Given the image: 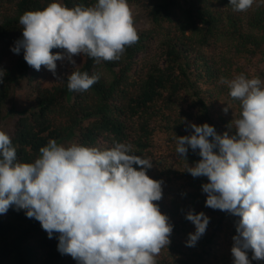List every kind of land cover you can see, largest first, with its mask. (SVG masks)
<instances>
[{"label":"trees","instance_id":"1","mask_svg":"<svg viewBox=\"0 0 264 264\" xmlns=\"http://www.w3.org/2000/svg\"><path fill=\"white\" fill-rule=\"evenodd\" d=\"M50 2L0 0V70L4 71L0 73L4 77L0 122L14 86L25 80L32 96V104L19 111L7 132L18 160L34 161L50 139L58 143L74 139L100 149L116 142L131 144L134 154L152 161L147 174L163 181L162 199L154 203L174 225L171 243L161 249L157 264H233L231 247L238 217L206 206L202 185L207 177H193L185 170L201 159L199 150L189 148L185 159L176 153V139L193 132L191 123L207 122L223 134L239 116L240 101L230 96L221 81L246 74L235 58L257 66L264 62V0H256L245 12H234L228 0H128L129 6L142 10L152 30L136 29L138 41L127 46L118 60L97 62L82 54L79 66L69 62L57 72L56 80L45 85L36 80L37 70L27 64L23 51L15 54L11 47L22 38L19 17ZM60 2L74 7L91 6L96 0ZM155 34L162 35V63L145 57ZM222 41H230L235 58L218 56L216 47ZM76 70L100 79L87 91H71L68 75ZM259 78L264 81V71ZM158 136L166 147L157 154L153 149ZM189 210L203 211L210 218L194 247L185 243L195 231L186 218ZM58 243V234L49 238L39 221L26 216V210L12 206L0 214V264H77L59 251ZM248 255L251 259V251ZM252 264H264V260H252Z\"/></svg>","mask_w":264,"mask_h":264},{"label":"clouds","instance_id":"2","mask_svg":"<svg viewBox=\"0 0 264 264\" xmlns=\"http://www.w3.org/2000/svg\"><path fill=\"white\" fill-rule=\"evenodd\" d=\"M228 3L234 12H245L256 0ZM19 24L22 38L11 51H23L28 65L37 71L43 65L54 76L57 61L67 59L76 66L74 56L82 54L97 62L118 60L139 39L128 0L74 7L51 0L43 9L25 11ZM53 48L64 51L53 53ZM99 79L72 71L68 88L87 91ZM221 82L240 101L239 116L223 134L207 122L191 123L190 135L177 136L176 153L187 159L189 148L199 150L201 159L185 170L207 177L202 185L206 206L238 217L233 264H252L264 260V81L241 73ZM152 166L150 159L134 154L131 144L100 149L55 139L39 149L34 161L21 162L10 135L0 130V214L12 206L26 210L49 238L58 234L59 251L77 264H157L161 249L171 243L174 225L154 203L162 199L163 181L147 174ZM186 218L195 231L185 243L194 247L210 218L194 210Z\"/></svg>","mask_w":264,"mask_h":264},{"label":"rangeland","instance_id":"3","mask_svg":"<svg viewBox=\"0 0 264 264\" xmlns=\"http://www.w3.org/2000/svg\"><path fill=\"white\" fill-rule=\"evenodd\" d=\"M185 0H181L182 3H184ZM130 10L133 15V21H134V26L136 29H149L151 27L152 30V25L150 26L149 22L143 17V12L139 7L136 6H129ZM162 37L161 34H155L152 40L150 41V47L148 49V52L145 54V57L147 56L148 59H151L154 62H163V56L161 53V48H160V38ZM234 50L233 45L230 43V41H222L218 44L216 47V51L218 56H225L226 58L228 57H233L234 54L232 53ZM64 50L62 49L60 52H63ZM74 59L76 61L77 66H79L82 62V55H76L74 56ZM236 65H240L242 70L246 74H250L251 77H258L259 78V72L264 71V62H260L257 65L252 64V63H244L243 59L235 58L234 59ZM57 72L62 70L69 61L67 59L63 61H57ZM38 75L36 76V80H39L41 83L45 85H50L56 78L58 77L57 75L54 76L52 72L46 69L45 66L42 65L41 69L37 71ZM58 74V73H57ZM26 81L23 80L20 82V84L16 85L13 87V90L10 94V97L8 101L4 104V107L2 109V121L0 122V130H4L5 132H10L14 121L18 118L19 116V111H21L23 108L29 107L31 103V92L29 89L26 87ZM165 140L162 136H158L155 145L153 149L154 153H159L162 151H165ZM65 145H69L71 143H75L74 139H69L67 141H62L60 142Z\"/></svg>","mask_w":264,"mask_h":264}]
</instances>
